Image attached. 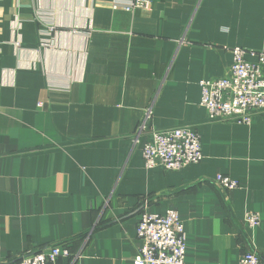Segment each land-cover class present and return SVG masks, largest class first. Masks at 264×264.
<instances>
[{
	"label": "crops",
	"instance_id": "1",
	"mask_svg": "<svg viewBox=\"0 0 264 264\" xmlns=\"http://www.w3.org/2000/svg\"><path fill=\"white\" fill-rule=\"evenodd\" d=\"M133 1L0 0V264L61 244L58 264H134L142 211L171 209L185 264L264 262V111L212 121L199 85L227 75L231 48L264 52V0L118 7ZM176 128L200 135L202 162L147 169L152 132Z\"/></svg>",
	"mask_w": 264,
	"mask_h": 264
},
{
	"label": "built area",
	"instance_id": "2",
	"mask_svg": "<svg viewBox=\"0 0 264 264\" xmlns=\"http://www.w3.org/2000/svg\"><path fill=\"white\" fill-rule=\"evenodd\" d=\"M124 11L149 9L148 0H134L119 4ZM232 64L226 76L203 80L200 104L212 121L230 120L240 125H251L253 116L264 111V52H250L242 47L231 48ZM248 57L257 60L251 62ZM152 112L147 113L140 132L147 131ZM141 135V134H140ZM143 158L147 169L162 168L177 172L189 165L200 164L204 158L200 135L191 128L153 131L144 144ZM215 184L224 191L236 190L238 182L219 175ZM245 224L255 229L261 225L258 213H248ZM141 242L134 264H185L187 237L184 224L175 210L165 214L142 211L137 225ZM68 244L54 245L28 251L15 264H58L61 258H70ZM238 264H264L256 250H249Z\"/></svg>",
	"mask_w": 264,
	"mask_h": 264
}]
</instances>
